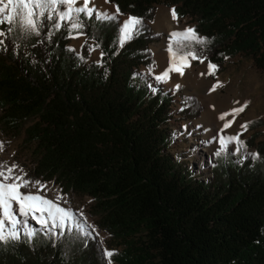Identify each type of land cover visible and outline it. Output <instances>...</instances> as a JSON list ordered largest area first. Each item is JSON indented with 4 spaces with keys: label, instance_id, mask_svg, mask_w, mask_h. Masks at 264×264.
Segmentation results:
<instances>
[{
    "label": "trees",
    "instance_id": "obj_1",
    "mask_svg": "<svg viewBox=\"0 0 264 264\" xmlns=\"http://www.w3.org/2000/svg\"><path fill=\"white\" fill-rule=\"evenodd\" d=\"M160 1L177 16L189 15L191 27L209 38L195 50L217 66L212 74L235 54L264 68V0H110L111 12L118 5L120 13L143 18L140 34L123 47L120 16L84 20L77 48L66 27L54 29L43 18L38 36L0 37L6 45L0 48V131L7 139L20 136L36 177L52 179L62 193L91 197L87 212L107 233L105 248L116 250L114 264H264V159L213 153L209 175L200 176L167 150L174 93L183 117L196 116L201 105L138 69L153 62L148 44L161 34L149 22ZM97 44L104 55L88 58ZM246 123L248 130L264 119ZM237 134L264 158L258 129ZM100 246L96 237L54 241L41 233L32 245L0 247V264H104Z\"/></svg>",
    "mask_w": 264,
    "mask_h": 264
},
{
    "label": "snow or ice",
    "instance_id": "obj_2",
    "mask_svg": "<svg viewBox=\"0 0 264 264\" xmlns=\"http://www.w3.org/2000/svg\"><path fill=\"white\" fill-rule=\"evenodd\" d=\"M104 2L109 3L110 0H104ZM37 9L38 12L35 11ZM120 15L122 13H120L118 5L115 6V12H111L108 9L97 7L95 0H0V26L8 25L7 30L0 28V37H7L13 32L23 39L33 35L38 36L42 27V21L38 22V19L43 18L52 21L54 29L59 30L66 27L70 38H79L84 35L83 29L86 27L84 20L94 18L98 22L107 23L118 20ZM171 16L173 20H177L175 9L171 10ZM142 25L143 18L133 15H129L127 19L121 21L117 38L118 45L123 47L126 42L139 35ZM208 42L209 38L200 36L193 27L169 33L166 46V51L169 53V66L162 73L156 75L155 80L166 83L171 72L183 75V68L190 66L189 57L200 59L203 62V58L196 53L195 45L203 46ZM95 47L98 48L99 45L97 44ZM0 48L6 49L3 39H0ZM70 50L74 51V49ZM94 50L95 48L89 46L90 52ZM178 52L184 54L178 56ZM100 55L102 57L104 53L101 52ZM80 58L84 59V57ZM97 63L102 64V61L98 60ZM178 63L180 66H177ZM216 67L209 62V74H212ZM148 87L153 92L156 91L152 85H148ZM175 87L178 90L181 86L176 85ZM215 87L214 85L213 90ZM247 103L245 102V105L238 109H232L230 113L221 114L219 119L225 120V117L229 115H232L234 119L235 114L244 111ZM232 122V120L225 122L220 132L229 128ZM247 127V123L242 125L245 130ZM213 141H218L220 145L214 152L216 157L234 154L241 155L243 159H264L259 153L250 152L245 141L240 139L239 134L214 135L211 140H207L205 143ZM230 145H234V147L230 149ZM2 147L3 142H0V149ZM18 167L16 164L7 167L0 164V247L21 242L32 245L41 233L46 234L54 241L65 236L70 239L83 237L87 240L99 235L96 229L88 224L82 210L77 213L71 207L62 206V204H67L65 194L39 180L28 179L23 168H19V175L14 174ZM49 193H52L51 197H49ZM100 252L104 264H113L112 257L117 254L116 250L103 247L101 242Z\"/></svg>",
    "mask_w": 264,
    "mask_h": 264
},
{
    "label": "rangeland",
    "instance_id": "obj_3",
    "mask_svg": "<svg viewBox=\"0 0 264 264\" xmlns=\"http://www.w3.org/2000/svg\"><path fill=\"white\" fill-rule=\"evenodd\" d=\"M95 4L97 7L114 11V6L110 2L105 3L104 0H95ZM171 10L172 5L162 1L154 4V14L149 25L153 31H158L161 35L158 40L151 41L148 44L153 58L152 65L149 68L151 71L144 65H139L138 69L142 72L149 71L154 76L153 82L159 83L165 88L174 89L176 85H180L179 91L181 93L190 94L198 100L201 106L197 115L183 117L175 111L179 104V94L178 92L174 93L172 117L169 119L174 136L167 150L178 156L179 159H185L188 166L195 173L206 176L209 175L208 166L211 163V157L220 146L218 141L205 143V141L211 140L214 135L229 136L243 132L242 137H247L252 130L258 129L259 134L255 137V140L264 139V124L248 130L242 128L243 122L249 118L259 117L264 119V68L257 67L249 56L235 54L225 58L224 68L221 71L209 74L208 64L205 60L201 62V60H193L189 57L190 66L183 68V75L171 72L166 83L156 81L155 76L162 73L169 66V53L168 58L165 59L157 56L156 49L159 44H166L167 46L169 39L167 34L191 27L193 24V19L189 15H180L177 16V20H173ZM127 17V14L120 15L122 21ZM83 37L84 35L79 36V38L68 36V43L77 48ZM88 42L91 43L92 40ZM92 47L95 50L90 52L88 49V58L98 59L100 51L97 47ZM177 66H180V63ZM214 85L216 87L213 90ZM245 102L248 103L244 111L235 114L234 119L232 115L226 116L225 120L219 119L221 114L230 113L232 109L244 106ZM228 120L233 121L231 126L221 133L220 129ZM0 142H3V147L0 149V164H4L6 167L16 164L19 167L14 174L19 175V168H23L28 179L39 180L41 183L61 192L58 184L52 179L43 180L32 173L33 158L27 148L20 146V136L7 139L0 131ZM229 147L232 148L234 145ZM248 149H251V147ZM63 194L67 197V204H62V206L71 207L77 213L82 210L88 224L99 233L96 238L105 247L107 233L99 230L94 225V216L89 215L87 212L91 197L87 194H75L72 191ZM51 196L52 193H49V197ZM32 223L35 224V222ZM93 234L95 236V233Z\"/></svg>",
    "mask_w": 264,
    "mask_h": 264
},
{
    "label": "bare ground",
    "instance_id": "obj_4",
    "mask_svg": "<svg viewBox=\"0 0 264 264\" xmlns=\"http://www.w3.org/2000/svg\"><path fill=\"white\" fill-rule=\"evenodd\" d=\"M157 56L160 58H168V52L166 51V44H159L158 48L156 49ZM167 55V57H166ZM21 191H24V189H21Z\"/></svg>",
    "mask_w": 264,
    "mask_h": 264
},
{
    "label": "crops",
    "instance_id": "obj_5",
    "mask_svg": "<svg viewBox=\"0 0 264 264\" xmlns=\"http://www.w3.org/2000/svg\"><path fill=\"white\" fill-rule=\"evenodd\" d=\"M153 76V75H152ZM153 78H154V76H153Z\"/></svg>",
    "mask_w": 264,
    "mask_h": 264
},
{
    "label": "water",
    "instance_id": "obj_6",
    "mask_svg": "<svg viewBox=\"0 0 264 264\" xmlns=\"http://www.w3.org/2000/svg\"><path fill=\"white\" fill-rule=\"evenodd\" d=\"M167 35H169V34H167Z\"/></svg>",
    "mask_w": 264,
    "mask_h": 264
}]
</instances>
